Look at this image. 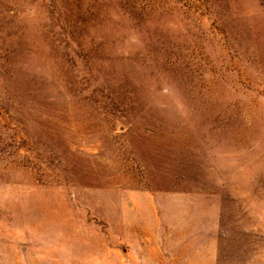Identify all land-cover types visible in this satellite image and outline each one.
<instances>
[{"label":"rangeland","instance_id":"1","mask_svg":"<svg viewBox=\"0 0 264 264\" xmlns=\"http://www.w3.org/2000/svg\"><path fill=\"white\" fill-rule=\"evenodd\" d=\"M0 264H264V0H0Z\"/></svg>","mask_w":264,"mask_h":264}]
</instances>
